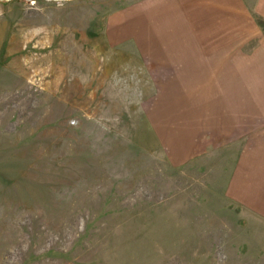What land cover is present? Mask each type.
Instances as JSON below:
<instances>
[{
	"label": "rangeland",
	"instance_id": "rangeland-1",
	"mask_svg": "<svg viewBox=\"0 0 264 264\" xmlns=\"http://www.w3.org/2000/svg\"><path fill=\"white\" fill-rule=\"evenodd\" d=\"M0 264H264L255 0H0Z\"/></svg>",
	"mask_w": 264,
	"mask_h": 264
},
{
	"label": "crops",
	"instance_id": "crops-1",
	"mask_svg": "<svg viewBox=\"0 0 264 264\" xmlns=\"http://www.w3.org/2000/svg\"><path fill=\"white\" fill-rule=\"evenodd\" d=\"M256 2V12L259 17L264 18V0H255Z\"/></svg>",
	"mask_w": 264,
	"mask_h": 264
},
{
	"label": "bare ground",
	"instance_id": "bare-ground-1",
	"mask_svg": "<svg viewBox=\"0 0 264 264\" xmlns=\"http://www.w3.org/2000/svg\"><path fill=\"white\" fill-rule=\"evenodd\" d=\"M47 1H61V0H47Z\"/></svg>",
	"mask_w": 264,
	"mask_h": 264
}]
</instances>
